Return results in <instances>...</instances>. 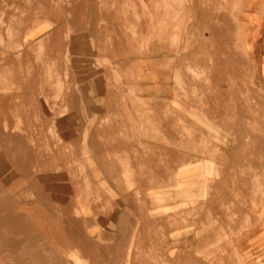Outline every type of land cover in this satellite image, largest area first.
<instances>
[{
  "label": "crops",
  "instance_id": "1",
  "mask_svg": "<svg viewBox=\"0 0 264 264\" xmlns=\"http://www.w3.org/2000/svg\"><path fill=\"white\" fill-rule=\"evenodd\" d=\"M0 264H264V0H0Z\"/></svg>",
  "mask_w": 264,
  "mask_h": 264
},
{
  "label": "bare ground",
  "instance_id": "2",
  "mask_svg": "<svg viewBox=\"0 0 264 264\" xmlns=\"http://www.w3.org/2000/svg\"><path fill=\"white\" fill-rule=\"evenodd\" d=\"M37 2H38V1H37ZM43 2H44V1H43ZM35 4H38V5H39V3H35ZM35 4H34V5H35ZM43 5H44V3H43ZM35 6H36V5H35ZM29 7H30V6H29ZM35 8H36V7H35ZM15 36H16V35H15ZM26 37H27V36H26ZM67 42H68V41H67ZM16 43H17V42H16ZM44 43H45V42H44ZM66 44H67V43H66ZM48 45H49V44H48ZM48 45H46V46H48ZM67 45H68V44H67ZM12 46H13V45H12ZM20 46H21V45H20ZM49 46H51V45H49ZM49 46H48V47H49ZM61 46H62V45H61ZM61 46H60V44H59V47H61ZM68 46H69V45H68ZM52 47H53V46H52ZM52 47H51V48H52ZM37 49H38V48H37ZM46 49H47V48H46ZM46 49H45V50H46ZM48 49H49V48H48ZM7 50H8V49H7ZM30 50H31V48H30ZM34 50H35V49H34ZM59 50H60V49H59ZM31 51H32V50H31ZM47 51H48V50H47ZM51 51H52V50H51ZM53 51H54V50H53ZM7 52H8V51H7ZM27 52H29V51H27ZM58 52L60 53V51H58ZM64 52H65V51H64ZM67 52H68V51H67ZM15 53H16V52H15ZM19 53H20V52H19ZM21 53H23V52L21 51ZM48 53H49V51L47 52V55H48ZM17 54H18V53H17ZM63 54H64V53H63ZM18 55H19V54H18ZM50 55H51V53H50ZM65 55H66V54H65ZM22 56H23V55H22ZM67 57H68V56H67ZM21 60H22V59H21ZM56 61H57V60H56ZM43 62L45 63V61H43ZM41 63H42V62H41ZM42 64H43V63H42ZM45 64H46V63H45ZM47 64H48V63H47ZM49 64H50V66H51V62H50ZM46 66H47V65H46ZM44 68H45V67H44ZM46 69H47V67H46ZM5 77H6V76H5ZM81 88H82V87H81ZM6 126H7V124H6ZM4 128H5V127H4ZM6 129H7V128H6ZM6 131H7V130H6ZM17 132H18V131H17ZM17 132H16V133H17ZM4 134H5V133H4ZM16 135H18V134H16ZM82 154H83V153H82ZM6 211H7V210H6ZM5 213H7V212H5ZM209 218H211V217H209ZM210 223H211V221H210ZM213 224H214V223H213ZM209 225H210V224H209ZM200 226H201V225H200ZM200 226H199V227H200ZM219 226H220V225H219ZM1 227H2V226H1ZM214 227H216V226H214ZM2 230H3V229H2ZM202 230H203V229H202ZM219 240H220V239H219ZM212 244H213V243H212Z\"/></svg>",
  "mask_w": 264,
  "mask_h": 264
}]
</instances>
